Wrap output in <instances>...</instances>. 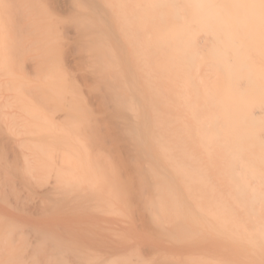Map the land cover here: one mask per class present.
Masks as SVG:
<instances>
[{"label": "bare ground", "instance_id": "6f19581e", "mask_svg": "<svg viewBox=\"0 0 264 264\" xmlns=\"http://www.w3.org/2000/svg\"><path fill=\"white\" fill-rule=\"evenodd\" d=\"M71 1L0 0V264H264V0Z\"/></svg>", "mask_w": 264, "mask_h": 264}, {"label": "rangeland", "instance_id": "374dc122", "mask_svg": "<svg viewBox=\"0 0 264 264\" xmlns=\"http://www.w3.org/2000/svg\"><path fill=\"white\" fill-rule=\"evenodd\" d=\"M47 1H49V3L48 4H50L51 2V4H53V7L55 6L56 8H59V9H63V18L64 19H68V18H70L71 16H73V15H75V11H74V9H72V11H71V4L73 5V3H72V1L71 0H46V2ZM64 2H66V5H65V7L66 8H68L69 9V11L68 10H65L64 11V8L63 7H60L59 6V4L61 5L62 3H64ZM48 6H50V5H48ZM57 11V10H56ZM68 11V12H67ZM66 12V13H65ZM73 41V40H72ZM75 51V50H74ZM72 55H76L75 56V58H77V61H76V59H75V64H77V65H74V62L71 64L72 65V70L73 71H75L74 73H76V68H79L78 67V65L79 64H82V67H86V65H84V62H83V60H81V58L83 59V57H81L80 56V52H78L77 50H76V52L74 53L73 52V54ZM79 56L81 57V58H79ZM81 60V61H80ZM80 61V62H79ZM76 62H78V63H76ZM76 66V67H75ZM81 67V68H82ZM72 70H71V72H72ZM81 70V69H80ZM78 71V70H77ZM80 72V71H79ZM73 73V72H72ZM78 73V72H77ZM89 82H91V81H87V84L89 83ZM221 243H223V241H221ZM212 244V243H211ZM204 245H207V242H202V243H200V244H198V245H193L194 246V250L195 251H197V249H199L202 253H207V254H209L210 252L213 254L214 253V251H215V256H217V255H219V258H230L231 256H232V254H225V252H224V250L223 249H221L220 247L219 248H216V249H214L213 248V246H214V244H212V247L211 246H206L205 248H203V246ZM185 246H187V245H185ZM187 247H185V251H186V253H188L189 252V249H191V252L193 251V248H192V246H191V248L189 247V248H187ZM235 260H236V258H235ZM236 262L237 261H234V263L233 264H236Z\"/></svg>", "mask_w": 264, "mask_h": 264}]
</instances>
